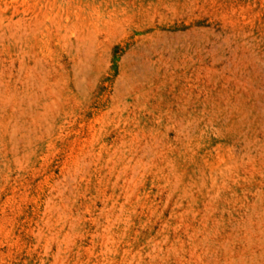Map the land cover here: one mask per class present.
Masks as SVG:
<instances>
[{"label": "rangeland", "instance_id": "374dc122", "mask_svg": "<svg viewBox=\"0 0 264 264\" xmlns=\"http://www.w3.org/2000/svg\"><path fill=\"white\" fill-rule=\"evenodd\" d=\"M0 264H264V0H0Z\"/></svg>", "mask_w": 264, "mask_h": 264}]
</instances>
